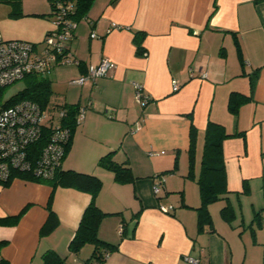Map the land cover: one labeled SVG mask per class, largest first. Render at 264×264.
Here are the masks:
<instances>
[{"label": "crops", "instance_id": "crops-1", "mask_svg": "<svg viewBox=\"0 0 264 264\" xmlns=\"http://www.w3.org/2000/svg\"><path fill=\"white\" fill-rule=\"evenodd\" d=\"M21 11L19 19L30 15L38 26L3 28L0 35L40 43L52 27L49 0L41 9L25 11L21 5ZM76 22L70 51L77 62L54 65L46 75L55 103L92 104L71 131L61 163L62 170L93 174L102 183L96 205L110 215L101 220L98 237L114 248L103 261L88 264H194L185 256L198 264H264V0H93ZM136 32L143 33L141 54ZM102 58L113 63L107 76L70 83ZM134 82L150 96L147 105L136 102ZM232 91L250 96L235 114L228 109ZM208 120L232 133L222 148L234 217H222L226 201L220 199L209 205L211 224L200 230L196 179ZM110 151L130 167L132 179L119 182L98 164ZM13 173L9 184L0 182V261L41 264L51 249L66 264L87 263L93 244L77 253L68 246L90 194L52 189ZM157 174L165 175L159 198L152 191ZM252 193L253 214L243 220L242 200ZM50 195L56 218L42 234ZM158 203L174 209L163 213Z\"/></svg>", "mask_w": 264, "mask_h": 264}, {"label": "built area", "instance_id": "built-area-1", "mask_svg": "<svg viewBox=\"0 0 264 264\" xmlns=\"http://www.w3.org/2000/svg\"><path fill=\"white\" fill-rule=\"evenodd\" d=\"M51 7L52 27L46 32L40 43L23 39H6L0 35V88L12 85L23 79L27 74L45 75L52 66L57 64L77 62L71 56L70 41L74 36L77 22L71 17L74 11L72 0H49ZM94 36L92 32L90 34ZM113 67L108 58H102L98 63L89 64L86 72L72 79L71 84L82 85L86 81L94 82L96 78L107 76ZM192 75V74H191ZM201 77H206L201 73ZM134 98L141 106L150 101L142 86L134 82ZM174 83L172 91L178 90ZM0 97V105L6 100ZM92 106L90 102L79 105L74 117L75 125L80 124L85 112ZM105 113L110 115V110ZM66 109L54 107L50 111L30 100H20L11 105L0 107V181L7 180L13 172H29L38 178H51L61 168L66 146L71 137L69 127L62 125ZM49 134L45 145L35 160L28 158L27 147L37 141L43 129ZM152 191L159 198L163 193L164 174L153 177ZM158 209L168 213L174 209L172 204L158 203ZM122 227H120V231ZM108 252L104 253V258ZM191 263L198 260L185 256ZM74 262L79 264L77 261Z\"/></svg>", "mask_w": 264, "mask_h": 264}, {"label": "trees", "instance_id": "trees-1", "mask_svg": "<svg viewBox=\"0 0 264 264\" xmlns=\"http://www.w3.org/2000/svg\"><path fill=\"white\" fill-rule=\"evenodd\" d=\"M8 2L11 4L12 9L10 14L14 16L23 15L21 11V0H0ZM74 4V11L71 14L73 19L78 20L83 16L93 0H72ZM50 3V2H49ZM51 14V7H50ZM39 16H45V14H38ZM46 34V33H45ZM74 38V36H73ZM72 38V40H73ZM142 39L143 33L136 32L134 36V42L136 44V50L139 54L143 53L142 48ZM71 40V41H72ZM70 41V43H71ZM35 43V42H34ZM25 80V86L22 90L18 91L14 95L8 97L0 105V107H5L11 105L20 100H30L42 108H48L50 111L54 107H62L66 109V115L62 119V125L69 127L73 132L75 128L74 117L77 112L78 105H68V104H59L55 103L52 97L51 81L48 76L40 74H27L23 78ZM256 80V74L250 77L249 85L250 91H252ZM3 89L0 88V97L3 95ZM250 98L249 95L242 94L240 92L232 91L228 97V109L231 113L235 114L239 106ZM49 134L48 129H43V132L40 138L34 143L30 144L28 149V158L30 160H35L40 152L42 147L47 141ZM232 133H228L225 129V126L221 123L208 120L207 125L204 130L203 138V147L200 156V172L196 179V182L199 186L200 193V204L196 208L198 212V228L203 229L205 225L211 224V216L209 212V205L220 199H225L226 204L221 208L222 217L226 220H232L234 217L233 210L231 205L228 203L227 195L229 193L227 188L226 173L224 167V158H223V148L222 142L225 138L231 136ZM196 137V129L193 124L190 126V157H189V175H192V166L194 160V141ZM69 144V142H68ZM67 144V146H68ZM66 146V149H67ZM114 151H110L107 154L101 156L98 160V164L111 170L114 173L115 179L119 182H126L132 179V172L129 166L126 164H121L115 161ZM175 168V167H174ZM173 168V169H174ZM16 176L27 179L30 181L47 183L52 189L57 186H68L76 188L80 191H84L90 194L91 198L88 204L82 211L78 226L74 232L72 239L70 240L68 249L71 253H77L82 246L87 243L94 245V250L92 256L88 259L87 263H97L103 261L104 253L110 252L114 246L101 240L98 237V227L101 220L110 215L102 211L96 205V195L101 188V180L93 175L87 173H81L74 170H62L58 169L51 178H38L35 177L32 173L29 172H15ZM14 174V173H13ZM12 176V174H11ZM11 176L5 180L0 181L1 183L7 185L11 180ZM247 185L244 183V191H247ZM51 197L49 198L48 208H49V218L41 228V233H47L54 227L55 214L51 210ZM21 214V213H20ZM18 214L13 219L19 217ZM54 219V220H53ZM15 221V220H13ZM103 249V250H102ZM101 250V251H100ZM0 264H6V262L0 261ZM41 264H66V257H62L57 254L54 250H47L42 254V263Z\"/></svg>", "mask_w": 264, "mask_h": 264}, {"label": "rangeland", "instance_id": "rangeland-1", "mask_svg": "<svg viewBox=\"0 0 264 264\" xmlns=\"http://www.w3.org/2000/svg\"><path fill=\"white\" fill-rule=\"evenodd\" d=\"M43 1L48 2V0H21V5L25 11H29L31 9H41L43 6ZM11 9H12L11 4H9L8 2L0 1V29L3 30V28L6 29L8 27L16 29V30H18L19 28L33 29L36 26H38L39 21L37 22L33 21L34 18L30 17V15L25 16L22 19H19V17L24 16V14L21 16H14L10 14ZM11 37H14V36L3 34V38H11ZM25 84H26L25 80L20 79L16 81L15 83H13L12 85L5 87V89H3L4 97L8 98L14 95L18 91L22 90ZM51 99L52 100L55 99V94H52ZM252 199L254 200L256 199V195L254 193L250 195L249 194L246 195L242 200L243 207L241 209V213H242L243 220H249L250 215L253 214L252 212L253 208L251 207ZM254 207H255L254 213L256 211H259L255 205ZM262 213H264V210H262Z\"/></svg>", "mask_w": 264, "mask_h": 264}]
</instances>
